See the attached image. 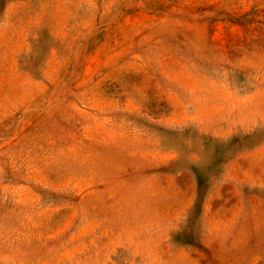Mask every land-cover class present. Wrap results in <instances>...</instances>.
<instances>
[{
  "label": "rangeland",
  "instance_id": "obj_1",
  "mask_svg": "<svg viewBox=\"0 0 264 264\" xmlns=\"http://www.w3.org/2000/svg\"><path fill=\"white\" fill-rule=\"evenodd\" d=\"M0 264H264V0H0Z\"/></svg>",
  "mask_w": 264,
  "mask_h": 264
}]
</instances>
